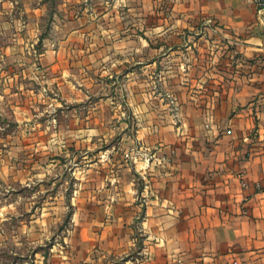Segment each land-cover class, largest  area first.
Returning a JSON list of instances; mask_svg holds the SVG:
<instances>
[{
    "label": "crops",
    "instance_id": "crops-1",
    "mask_svg": "<svg viewBox=\"0 0 264 264\" xmlns=\"http://www.w3.org/2000/svg\"><path fill=\"white\" fill-rule=\"evenodd\" d=\"M77 45L108 47L151 88L129 107L136 138L99 158L104 177L72 201L62 243L35 264H264V10L248 0H0V127L7 112L53 111L48 69ZM49 122L44 136L0 145H52ZM2 151L4 175L29 166L38 176L42 162Z\"/></svg>",
    "mask_w": 264,
    "mask_h": 264
},
{
    "label": "rangeland",
    "instance_id": "rangeland-1",
    "mask_svg": "<svg viewBox=\"0 0 264 264\" xmlns=\"http://www.w3.org/2000/svg\"><path fill=\"white\" fill-rule=\"evenodd\" d=\"M134 22L142 23L138 17ZM64 49L63 61L48 69L54 78L53 111L7 112L6 125L0 127V137L33 138L45 135L46 121L54 124L47 130L54 138L52 145H0L13 157L23 153L24 163L42 162L34 177L29 166L9 176L0 171V264H35L52 243H62L58 232L71 219L72 201L93 194L94 184L104 177V171L97 169L99 158L124 152L126 142L136 138L137 124L126 128L136 116L129 107L138 109L146 100L142 91L151 88L150 82L128 77L127 67L114 63L108 47L85 52L79 45ZM37 50L41 52L40 47ZM17 70L15 64L2 68L11 74Z\"/></svg>",
    "mask_w": 264,
    "mask_h": 264
},
{
    "label": "built area",
    "instance_id": "built-area-1",
    "mask_svg": "<svg viewBox=\"0 0 264 264\" xmlns=\"http://www.w3.org/2000/svg\"><path fill=\"white\" fill-rule=\"evenodd\" d=\"M248 1L254 3L257 6L259 12H262L264 10V0H248ZM242 184H243V186L247 185V182L245 181L244 178H243ZM256 188L258 190H264V184L257 183ZM219 264H241V263L238 259H229V260H225L223 262H220Z\"/></svg>",
    "mask_w": 264,
    "mask_h": 264
}]
</instances>
